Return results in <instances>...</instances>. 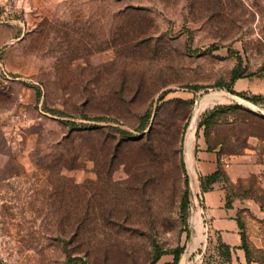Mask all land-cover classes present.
<instances>
[{
    "label": "rangeland",
    "instance_id": "374dc122",
    "mask_svg": "<svg viewBox=\"0 0 264 264\" xmlns=\"http://www.w3.org/2000/svg\"><path fill=\"white\" fill-rule=\"evenodd\" d=\"M263 70L264 0H0V264H149L155 247L220 264L183 155L211 117L258 237L264 116L227 85Z\"/></svg>",
    "mask_w": 264,
    "mask_h": 264
},
{
    "label": "crops",
    "instance_id": "0c3cea01",
    "mask_svg": "<svg viewBox=\"0 0 264 264\" xmlns=\"http://www.w3.org/2000/svg\"><path fill=\"white\" fill-rule=\"evenodd\" d=\"M232 88L237 93L249 97L264 95V70L237 77ZM234 95V97L256 106L257 109H250L255 114H258L257 110H261V102L254 103L237 94ZM198 130L194 129V138L190 143L186 142L183 155L189 181L196 183L198 189L201 221L202 219L207 221L201 223L202 233H205L204 236L209 239L208 243L214 247L215 256L220 264H259V260L250 255L247 259L245 249L242 247V233H244L249 250L252 245L264 249V230H261L257 237L253 232L244 228L240 217L239 202L227 193L222 177H217L215 181L208 184L206 190H201L202 178L212 174L220 167V155L217 148L219 143L211 144L208 136L204 135L203 129L202 133ZM252 139V135H249L247 142L251 143Z\"/></svg>",
    "mask_w": 264,
    "mask_h": 264
},
{
    "label": "trees",
    "instance_id": "16d2710c",
    "mask_svg": "<svg viewBox=\"0 0 264 264\" xmlns=\"http://www.w3.org/2000/svg\"><path fill=\"white\" fill-rule=\"evenodd\" d=\"M242 75L243 74H239L236 71H233L231 79H230V82L227 85V90L230 91L233 94H237V95H239L241 97H244L247 100H250V101H252L254 103H258V102L260 103L261 99L259 97H256V96L249 97V96L243 95L242 93H237L236 91L233 90L232 85H233L234 80L237 77L242 76ZM226 106L227 107L230 106V108H239V109L242 108L243 109V107L241 105H239V104H227ZM246 111H248V110L246 109ZM248 112H250V111H248ZM250 113H252V112H250ZM252 114H255V113H252ZM146 118L147 117L144 116L143 120L146 119ZM213 118H214V111H213ZM211 119H212V117L210 119L201 120L197 124V130L202 128L203 129V133H204L205 136H208V126L210 125V120ZM143 123H144V127L143 128H145V121ZM217 177H222V179H223V171L221 170L220 167H218V169L215 172H213L212 174H209V175H207V176L202 178L201 185H200L201 186V190H206L208 184L212 183L213 181H215V179ZM185 207H186V193L184 194L183 199H182V203H181L182 210H184ZM242 241H243L242 247L245 249V254H246V257L248 259L249 258V249H248L247 243L245 242L244 233H242ZM181 251H182L181 248H177V249H175L172 252V254H173V264H177V262L179 260V257H180ZM160 256H161V250L158 247H155V254L153 255V258L149 262V264H156V262L159 260Z\"/></svg>",
    "mask_w": 264,
    "mask_h": 264
},
{
    "label": "bare ground",
    "instance_id": "6f19581e",
    "mask_svg": "<svg viewBox=\"0 0 264 264\" xmlns=\"http://www.w3.org/2000/svg\"><path fill=\"white\" fill-rule=\"evenodd\" d=\"M218 97L222 98V97H223V94H221V93H217V94H214V95L210 96V98H218ZM228 97H229V98H232V97H234V96L228 94ZM234 98H237V97H234ZM237 99H239V98H237ZM201 103H202V102L199 101V102L196 104V108H195V110H198V108L200 107ZM191 140H192V135H191V133H190V134L188 135L187 139H186V142H187V143H190ZM188 145H189V144H188ZM188 152H189V151H188ZM188 157H189V155H188ZM196 217H197V216H196Z\"/></svg>",
    "mask_w": 264,
    "mask_h": 264
},
{
    "label": "built area",
    "instance_id": "2783aa9c",
    "mask_svg": "<svg viewBox=\"0 0 264 264\" xmlns=\"http://www.w3.org/2000/svg\"><path fill=\"white\" fill-rule=\"evenodd\" d=\"M219 159H220V161H222L224 163L225 166L229 165V162L227 161V159L225 157L221 156Z\"/></svg>",
    "mask_w": 264,
    "mask_h": 264
},
{
    "label": "water",
    "instance_id": "95a60500",
    "mask_svg": "<svg viewBox=\"0 0 264 264\" xmlns=\"http://www.w3.org/2000/svg\"><path fill=\"white\" fill-rule=\"evenodd\" d=\"M257 113H258L259 115L264 116V111H263V110H257Z\"/></svg>",
    "mask_w": 264,
    "mask_h": 264
}]
</instances>
